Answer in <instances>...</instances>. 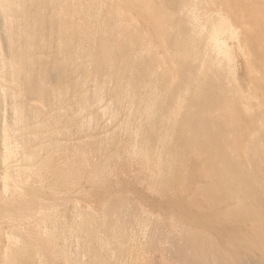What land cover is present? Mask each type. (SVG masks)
<instances>
[{"label": "bare ground", "instance_id": "6f19581e", "mask_svg": "<svg viewBox=\"0 0 264 264\" xmlns=\"http://www.w3.org/2000/svg\"><path fill=\"white\" fill-rule=\"evenodd\" d=\"M259 69L264 0H0V264H143L147 235L180 264H264ZM107 154L192 226L165 232L120 191L69 212ZM194 181L200 200L174 196Z\"/></svg>", "mask_w": 264, "mask_h": 264}, {"label": "rangeland", "instance_id": "374dc122", "mask_svg": "<svg viewBox=\"0 0 264 264\" xmlns=\"http://www.w3.org/2000/svg\"><path fill=\"white\" fill-rule=\"evenodd\" d=\"M144 25H145L144 23L141 24V27H143V28H141L143 35L147 33L146 32L147 28ZM236 59H235V73H236V75L238 77L239 84L243 86L244 90H246L247 88L252 90L254 81L251 80V78H250L251 76L249 77V74L247 76V73H246V70H245V66H244V63L241 60V58L238 56V57H236ZM258 63H260V62H258ZM259 71H260V69H259ZM259 73L260 74H257L256 76H258V75L264 76V72L263 71H260ZM102 107L103 106H99L97 108V110H100L99 112L97 111L98 113H100L103 110ZM99 121H100L99 126L101 127L100 131L105 129L107 126L110 127V125H111L110 123H112L107 118H105V119H103V118L101 119L100 118ZM106 121H108L107 122L108 124H106ZM102 123H104V124H102ZM253 128H255V130H256L257 123L253 122L252 127L250 129H253ZM101 136H103V133H102ZM90 139H91L90 137H85V138H82L81 140L82 141H90ZM76 142H78V141H76ZM96 142H98V140H96ZM246 142H248V141H246V140H244L243 142L240 141L239 144L243 145V143H246ZM98 145H99V143H98ZM107 155H101L103 157L100 158V156H99L98 159L100 160L101 164L102 163H107L105 161L108 160L109 171H110V173H112V175L109 174L111 177L108 179V177H109V175H108L107 181H106L105 185H103V187L102 186L101 187L97 186V187L94 188V187H91L89 184H86L84 182V183H82L83 191H85L88 194H91V196H93L94 192L97 191L95 195H97L98 199L100 198L99 201H103L105 199L109 200V198H111L112 196L116 195L119 191L123 192V193L126 194V196L130 200L134 201V203L136 204V207H139L140 209H142L143 212L147 211L146 213L149 214L148 217L152 221L155 222L156 219H159L162 222L166 223V225L168 224L166 226L165 224L162 223L163 226H166V227H164L165 232H171V230L169 228V225L172 222L171 221L172 219H174L175 221H182V222L185 223V224L184 223H182V224H184V225L187 224V226H189L188 223H190V225L192 226L193 222L192 223L189 222L185 217L180 215L181 213H180V211L178 209H176L177 208L176 206H174V208L176 207L175 209L172 206L173 204H171L170 206L168 205V207H167V205H166L167 203L165 202V199H163V198H161V199L159 198L158 199L159 196L155 197L154 195H151L149 193L148 187H147V182L144 180V176L141 174V171H140V169L138 168L137 165H135V164L130 165L127 161H124L122 159L123 156L121 154L120 155L117 154L116 156H114L112 158H111V154L110 155L107 154ZM122 160H123V162H122ZM88 169H90V168H88ZM112 169H113V171H112ZM197 185H198V183L195 182V181L193 183H191V184L189 183L187 185L188 187L186 189H184V190H178L177 189L175 194H174V196L176 195V197L180 201H182L181 199L183 197L184 198L186 197L187 200H189V199L193 200V198L200 200L199 197L194 194V188H196ZM100 189H102V190H100ZM99 191H101V192L99 193ZM98 193H99V195H98ZM91 196H89V198H87V200H85V199L81 200L79 198H75V195L73 196V194L71 193L70 195H68V197H66V198H70V199L66 203L64 201V205H66L67 209L69 208V212H70V209L72 207V204L75 201L76 202L73 205L76 204L78 207H81L82 210L92 209V210L98 211L99 210V205L97 204L98 199L94 198V196L92 198ZM195 197H198V198H195ZM71 200H72V202H71ZM175 205H177V204H175ZM196 208L198 210L195 209V207H194V209L191 208V210L199 212L196 215L197 218L199 219L200 218L199 216H201V214H205L204 206H200V205L197 204ZM220 209H222V208H220ZM211 216L213 217V215H211ZM181 218H183V219L185 218V219L183 220ZM210 218L211 217L209 216V219ZM6 228L7 227H5V229ZM6 231L8 232V228L6 230H4V232L2 231V233H4V235H5ZM136 235L138 236V234H136ZM134 238H135L136 241L141 243V244H139L138 242L135 241L136 245L138 244V246H139L138 247L139 251L142 252L141 253V258H142L143 264H180V263H177L175 259L172 260L173 257L171 255V253L170 254L168 253V250H170L169 249V245H167L164 241H162V243L161 242H157V243H153V244L148 243V241H149L148 235L145 237L146 239L143 238V237H139V236H138V238L136 236H134ZM170 256H171V258H170Z\"/></svg>", "mask_w": 264, "mask_h": 264}]
</instances>
